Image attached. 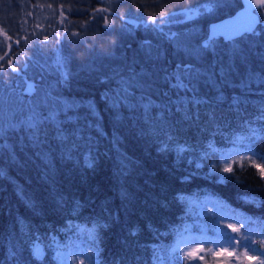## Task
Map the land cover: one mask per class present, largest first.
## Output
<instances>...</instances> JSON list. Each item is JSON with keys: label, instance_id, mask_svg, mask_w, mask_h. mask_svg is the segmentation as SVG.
Here are the masks:
<instances>
[{"label": "trees", "instance_id": "1", "mask_svg": "<svg viewBox=\"0 0 264 264\" xmlns=\"http://www.w3.org/2000/svg\"><path fill=\"white\" fill-rule=\"evenodd\" d=\"M240 6L0 0V55L12 45L0 62V264H79L74 252L62 263L51 254L80 237L96 252L90 264L152 263V245L185 222L178 210L205 193L258 241L264 176L243 160L225 173L219 155L233 147L264 155V8L227 60L214 53L199 68L173 70L181 57L169 44L173 33L206 38L209 23ZM170 11L158 31L144 23ZM108 89L122 123L103 98Z\"/></svg>", "mask_w": 264, "mask_h": 264}, {"label": "rangeland", "instance_id": "2", "mask_svg": "<svg viewBox=\"0 0 264 264\" xmlns=\"http://www.w3.org/2000/svg\"><path fill=\"white\" fill-rule=\"evenodd\" d=\"M211 119L213 122V118ZM257 157L256 154H253L247 148L235 147L227 149L219 155L220 165L223 170L229 167L234 160L251 161L255 165L264 167V160L261 161ZM258 169L260 171V168ZM188 203V207L178 210L180 212L179 216H183V221H185L183 226H178L173 231L164 233L163 239L152 245V248L156 249V251H154V261L152 263L149 261V264H154V262L156 264H163L164 262L178 264L175 259L181 261V264H202L200 260H193L188 253L197 248L212 249L213 251L228 248L235 250L237 253H243L245 245L249 246L250 255L264 259V255H262L264 253V233L256 236L258 242L252 232L254 227L241 231L240 228L243 225V221L224 211L220 201L214 196L205 193L200 196V199L191 197ZM228 225L238 228L239 231L232 232ZM237 241H240V244H237ZM32 246V253L36 250L40 251V247L37 244ZM51 246L53 247L54 244ZM73 252L79 264H90L96 253L89 242L80 237L78 241L74 242L73 246L67 245L65 250L56 249L51 256L57 260V263H62L63 260L71 258L70 254ZM201 254L206 257L207 264H214L216 258L210 252L205 251ZM155 259L160 261L158 262ZM241 261L242 264H248L243 255H241ZM253 264H256V262H253Z\"/></svg>", "mask_w": 264, "mask_h": 264}, {"label": "snow or ice", "instance_id": "3", "mask_svg": "<svg viewBox=\"0 0 264 264\" xmlns=\"http://www.w3.org/2000/svg\"><path fill=\"white\" fill-rule=\"evenodd\" d=\"M264 8V0H256V6L253 7V3L251 0H246L245 6L241 12L237 14V16L229 21H226L223 25L220 26H214L211 30V34L200 37H184L178 33H173L171 37L169 38V44L171 47L175 50L178 56H180V60L178 63H174L173 70L176 68H184V69H192V68H199L201 66L200 62L207 61V58L209 56H213L214 53H218L220 55H223L225 60L229 59L230 53H232V47L233 45L242 39L245 35L249 34V31L255 30L254 25H249L248 27H242L239 23V18L242 14H246L248 17H255L256 23L259 24L261 21V14L260 9ZM201 8H197L195 10L199 11ZM202 10L204 12L211 11L210 8L203 7ZM98 11H106V9H98ZM165 12L160 16H152L150 23L147 21H144V23L148 24L150 26L151 31H158L159 27L165 23L166 20L169 19L171 13ZM105 28H109L110 25L108 24L107 18L105 17ZM148 29V30H149ZM4 36L7 40H11V37L8 36L7 33H4ZM218 37H223L224 42L228 45V49L225 52H219L217 51L218 48ZM45 40L48 39L47 36L44 37ZM195 43V47L193 46V42ZM19 43V41H17ZM144 43H147V41H144ZM9 51H5L3 55H0V62H3L6 60L7 57L10 55L11 51V43L7 45ZM161 57H167V51H162L158 53ZM14 62L9 60L8 67L11 69L12 72H17L18 69L13 66ZM4 65L0 63V67H3ZM190 74V73H189ZM65 79L67 80V76H65ZM102 82L108 83L107 80H103ZM243 81H241V84ZM110 92V89L105 91V96L103 97L105 102L111 107V109L114 112V119L117 123H122L120 119V114L117 112V110L113 107L112 103L109 100L108 93ZM203 99V98H202ZM75 109H70L69 114L67 116V119L70 123L73 122V116L72 112L79 111V108L81 105L76 104ZM88 111L91 115L94 117L96 116V109L94 107L93 102H89L87 104ZM123 111V109H121ZM260 119H264V117H260ZM97 132H99V128L96 129ZM169 139H172L171 136H169ZM251 150V149H249ZM90 155V153H89ZM258 159L264 160V155H260L257 157ZM93 166V163H88L87 167L91 168ZM257 168H260L262 176H264V167H261L260 165H255ZM232 167H227L224 169L225 173H231ZM230 178V177H229ZM229 228H231L232 232H238L239 229L228 225ZM135 235V231L132 233ZM237 244H240V241H237ZM210 252L214 258V264H242L241 261V255L245 258V260L248 262V264H253V262H256V264H264V259H260L257 256H252L249 254L250 248L248 245H245V250L243 253H237L235 250H230L228 248H223L218 251H213L212 249H204V248H197L193 250L192 252L188 253L189 256L192 257L193 260H200L202 264H207L206 257L202 255L203 252ZM33 255H39V250H36ZM264 255V253H262Z\"/></svg>", "mask_w": 264, "mask_h": 264}, {"label": "water", "instance_id": "4", "mask_svg": "<svg viewBox=\"0 0 264 264\" xmlns=\"http://www.w3.org/2000/svg\"><path fill=\"white\" fill-rule=\"evenodd\" d=\"M253 3V7L256 6V0H251ZM246 0H240V8H238L235 12H233L231 15L226 16L224 18H221L217 21L211 22L207 26V31L209 34H211V30L214 26H220L223 25L226 21L234 19L239 12H241L245 6ZM239 23L242 27H248L249 25H254L256 26V18L255 17H248L246 14H242L241 17L239 18ZM223 38V37H221Z\"/></svg>", "mask_w": 264, "mask_h": 264}]
</instances>
